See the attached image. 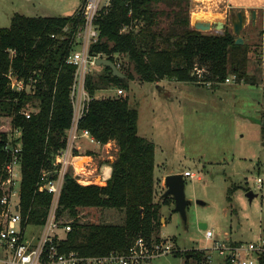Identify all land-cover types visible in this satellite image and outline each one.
Wrapping results in <instances>:
<instances>
[{
    "label": "trees",
    "instance_id": "obj_1",
    "mask_svg": "<svg viewBox=\"0 0 264 264\" xmlns=\"http://www.w3.org/2000/svg\"><path fill=\"white\" fill-rule=\"evenodd\" d=\"M81 24L77 10L68 16L15 13L8 27H0V117L10 118L11 128L19 134V206L35 225L43 223L51 202L49 193L36 191L39 173L54 169L71 122L69 93L75 66L66 60L78 46L73 33ZM96 28L98 40L89 45V54L100 53L112 60L124 76L113 75L104 66L96 74H86L85 88L92 99L78 129L88 130L100 144L113 141L116 154L104 185H83L70 170L65 173L56 217L71 219V229L58 235L60 251L101 256L126 252L139 236L158 241L161 208L173 201L163 194L154 200V144L138 134V112L127 96L129 82L135 77L150 84L167 79L218 88L232 75L235 82L255 84L246 68L252 48L261 45V30L259 44H235L226 27L220 33L196 30L190 24V0H111L100 11ZM115 55H123L127 64L116 63ZM10 70L30 78L31 86L23 91L12 89L7 77ZM114 87L126 94L101 96ZM25 110L30 111L29 117ZM10 135L0 131V175L8 159L4 147ZM238 187L227 189L228 200ZM82 208L119 210L123 220L81 222L78 212ZM195 255L203 253L195 251ZM259 264H264V253Z\"/></svg>",
    "mask_w": 264,
    "mask_h": 264
},
{
    "label": "rangeland",
    "instance_id": "obj_2",
    "mask_svg": "<svg viewBox=\"0 0 264 264\" xmlns=\"http://www.w3.org/2000/svg\"><path fill=\"white\" fill-rule=\"evenodd\" d=\"M81 1L0 0V27H8L15 13L68 16L78 10ZM242 33L249 39L247 43H260L255 29L245 27ZM252 50L246 72L254 75L255 84L235 82L232 75L218 88L192 83L177 90V85L167 79L160 80L158 86L137 77L129 82L127 96L138 112V134L154 144V200L159 201L164 193L167 174L194 173V177L183 175L185 197L189 200L186 219L174 210L173 201L160 211L165 221L160 220L156 233L170 240L174 253L140 264H223V256L213 248L215 242L264 243V68L261 45ZM115 61L126 63L123 55H115ZM94 66L88 64L87 68L96 74L101 67ZM102 94L113 96L115 91L112 88ZM29 109L35 108L29 105ZM0 131L18 135L8 117H0ZM76 143L84 155L78 164L88 158L92 159L91 167L99 166L116 154L113 141L108 153L102 144H90L84 138ZM98 180L96 177L97 185H104ZM232 186L239 187L228 200L227 189ZM247 191L253 193L251 199ZM78 215L81 222L123 220L119 210L106 212L103 208H82ZM200 223L213 232L214 240L204 237L205 229L200 228ZM195 251L203 255L198 257Z\"/></svg>",
    "mask_w": 264,
    "mask_h": 264
},
{
    "label": "built area",
    "instance_id": "obj_3",
    "mask_svg": "<svg viewBox=\"0 0 264 264\" xmlns=\"http://www.w3.org/2000/svg\"><path fill=\"white\" fill-rule=\"evenodd\" d=\"M110 1L83 0L78 7L82 24L73 33L78 46L66 60L67 63L75 66L69 93L72 117L67 129L65 146L55 156L54 169H42L36 183L37 192L45 191L51 195L46 217L40 225L30 223L28 215L24 216L19 206L21 189L19 134L15 135L11 131L5 143L4 148L8 152V159L4 162L0 175V264H140L174 251L168 238L160 237L156 241L141 236L135 238L127 251L121 254L111 252L101 256L82 255L77 251L63 252L58 248V235L71 229V220L56 217L65 173L70 170L76 182L84 185L95 183L96 177L99 178L98 182L105 184L111 173L110 164L108 172L104 170L105 164L103 163L91 167L92 159L78 164L84 155L79 153L80 149L76 143L79 138H84L90 144H100L88 130H79L78 122L85 115L88 103L92 99L85 88V78L89 72L87 65L95 64L97 58H106L100 53L90 55L89 45L98 40L96 19L100 11L110 4ZM116 66L118 67V64ZM7 77L10 87L17 91H23L32 84L30 78L26 80L18 77L11 70ZM225 81L229 82V78ZM113 90L115 91L113 96L125 94L122 88L114 87ZM101 96L104 95L101 94ZM24 114L29 117L30 111L25 110ZM14 131L17 132V130ZM110 144L111 141L102 144L107 153ZM109 158L112 157L108 156ZM183 175L194 177V173L190 171L183 172ZM257 181L260 182V179L258 178ZM204 237L207 240H214L213 232L207 228L204 231ZM213 248L218 250L228 264H259V259L264 253V243L242 244L217 241Z\"/></svg>",
    "mask_w": 264,
    "mask_h": 264
},
{
    "label": "water",
    "instance_id": "obj_4",
    "mask_svg": "<svg viewBox=\"0 0 264 264\" xmlns=\"http://www.w3.org/2000/svg\"><path fill=\"white\" fill-rule=\"evenodd\" d=\"M191 25L194 29L199 30L204 33H220L227 26L222 20H213L209 16L195 14L192 15ZM247 20L250 22L252 26L256 23V13L255 10H250L248 15H246L244 10H232L228 14V22L230 25V30L234 35V43L235 44H244L248 42V38L244 37L242 30L246 26ZM95 65L109 67L113 75L118 77H123L124 75L118 69L116 64L108 59V58H97L95 60ZM164 185L165 191L163 193L164 196L173 197L174 210L180 213L182 218L186 219L185 209L189 202V200L185 197L184 192V179L183 174L181 173H171L167 174L164 177ZM246 195L251 199L253 197V193L251 191H247ZM199 204H203L202 201H196ZM170 215V213H169ZM163 221V218H160ZM201 229H205V223L199 224Z\"/></svg>",
    "mask_w": 264,
    "mask_h": 264
},
{
    "label": "crops",
    "instance_id": "obj_5",
    "mask_svg": "<svg viewBox=\"0 0 264 264\" xmlns=\"http://www.w3.org/2000/svg\"><path fill=\"white\" fill-rule=\"evenodd\" d=\"M232 10H244L246 15H248V12L250 10H255V13H256L255 25L252 26L250 22L247 20L245 27H249L250 29H255L256 31L261 30V55L260 56H261V62H263L262 64L264 68V47H263L264 0H190V18L192 14L193 15L202 14V15L209 16L213 20H217V19L222 20L225 22L226 25L230 26L228 22V14ZM190 24H191V20H190ZM94 67L100 68L101 66L96 65ZM261 81L264 82L263 79ZM167 82H172L173 85H177V90L183 86L192 85V83L179 82L175 80H168ZM263 84L264 83H262L261 85ZM155 85L158 86V83H156ZM86 159L89 160L88 158ZM112 160H113L112 158H109L107 161L105 160L102 162L103 164H105L104 170H106V172H108L109 170L108 166L112 162ZM110 170H111V167H110ZM161 218H163V221H165V217L161 215Z\"/></svg>",
    "mask_w": 264,
    "mask_h": 264
},
{
    "label": "bare ground",
    "instance_id": "obj_6",
    "mask_svg": "<svg viewBox=\"0 0 264 264\" xmlns=\"http://www.w3.org/2000/svg\"><path fill=\"white\" fill-rule=\"evenodd\" d=\"M83 159H85V158H83ZM87 160V159H86Z\"/></svg>",
    "mask_w": 264,
    "mask_h": 264
}]
</instances>
